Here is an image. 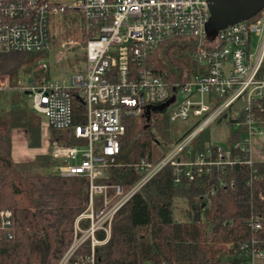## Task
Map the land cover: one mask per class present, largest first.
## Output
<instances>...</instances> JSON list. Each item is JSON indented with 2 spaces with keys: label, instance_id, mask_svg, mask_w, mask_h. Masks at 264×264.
<instances>
[{
  "label": "built area",
  "instance_id": "built-area-1",
  "mask_svg": "<svg viewBox=\"0 0 264 264\" xmlns=\"http://www.w3.org/2000/svg\"><path fill=\"white\" fill-rule=\"evenodd\" d=\"M65 7L97 21L98 32L81 47L83 59L70 68L68 78L50 75L24 87L32 111L52 128L73 126L72 93L83 106L84 122L74 126L75 144L55 142L49 152L60 162L53 166L54 173L84 175L89 180L88 206L76 218L74 238L58 264H65L87 238L91 251L85 259L95 264L93 248L106 241L115 213L163 167L174 170V184L183 177L193 181L235 163H245L254 171L252 165L257 161L253 140L264 134V120L253 109L254 102L264 98V75L259 74L264 59V7L256 18L254 15L212 32L207 25L210 11L206 0H0V53L50 49L51 37L63 32L53 18ZM171 36L191 38V58L203 73L173 82L171 90L163 77L151 70L132 74L130 60L140 58ZM74 45L80 42L70 36L62 39L55 60L61 62L72 54ZM39 65L49 69L45 60L40 59ZM3 80L9 82V77L1 76L0 82ZM171 95L173 102L164 108L169 121L193 119L190 126L199 123L156 162L146 157L138 160L134 168L141 177L130 188L95 183L120 152L123 120L144 114L148 105L161 104ZM229 107L232 118L241 115L232 123L235 130L245 126L241 138L228 145L216 143L193 151L192 140L223 113L228 118ZM219 185L225 186L221 180ZM213 192L205 193L207 201ZM110 193L116 198L113 202ZM98 194L102 201L96 209L94 195ZM83 219L89 220L86 228L79 226ZM247 225L252 231L261 229L260 215L250 213ZM99 230L105 232L104 240L95 238ZM0 232L12 236L9 209H0ZM243 248H249V264L264 257L263 251L253 245Z\"/></svg>",
  "mask_w": 264,
  "mask_h": 264
},
{
  "label": "trees",
  "instance_id": "trees-1",
  "mask_svg": "<svg viewBox=\"0 0 264 264\" xmlns=\"http://www.w3.org/2000/svg\"><path fill=\"white\" fill-rule=\"evenodd\" d=\"M53 19L64 28L65 35L80 37L82 45L99 29L97 21L86 19L72 7H65ZM50 43V48L56 47L59 37H51ZM192 50L191 38L171 36L140 58L130 60L129 67L132 74L147 69L162 76L171 90L173 82H184L195 73H203V68L191 58ZM46 53H0V75L9 77V86L0 89V97L6 92L9 96L8 108L0 110V209L12 212V236L0 232V264H58L74 238L76 218L88 206L86 176L43 172L60 163L50 152L39 153L32 161L12 158V128L27 131L28 146L40 144L41 117L27 104L24 86L51 75L49 69L39 65ZM259 74L264 75V59ZM72 97L73 126L56 129L47 125L50 143L76 142L74 126L82 124L84 117L76 93ZM253 109L264 120V98L256 100ZM231 111L229 107V124L241 119V115L232 118ZM123 123L120 152L95 183L120 185L126 190L141 177L134 168L138 160L146 157L156 162L199 121L179 136L164 110L151 111L149 121L144 113L126 117ZM208 127L192 140L193 151L216 144L205 132ZM245 129L242 125L229 131L221 144L239 140ZM252 168L254 171L245 163H235L223 171L213 169L193 181L183 177L174 184V170L168 165L163 167L115 213L106 241L93 248L95 264H242L248 262L249 251L241 249L243 245H253L264 253V161L253 163ZM211 189L214 192L207 201L205 193ZM177 197L187 201V220L173 218V201ZM94 201L97 209L102 195H94ZM250 213L260 215L261 229L252 231L248 227ZM88 223L85 219L79 222L82 228ZM94 235L99 241L106 238L103 230ZM90 251L87 238L65 264H89L85 258ZM254 264H264V257Z\"/></svg>",
  "mask_w": 264,
  "mask_h": 264
},
{
  "label": "rangeland",
  "instance_id": "rangeland-1",
  "mask_svg": "<svg viewBox=\"0 0 264 264\" xmlns=\"http://www.w3.org/2000/svg\"><path fill=\"white\" fill-rule=\"evenodd\" d=\"M62 29L63 32L56 36L57 38L59 37V44L62 39H65V37H69V35L64 34V28ZM209 29L210 30L213 29L212 24L209 25ZM71 37L73 40L80 42V37L74 38L73 36H70V38ZM82 46L84 45H82L81 42L80 45H74L73 51L70 50L72 54L70 55L67 54V56L64 57L63 61L57 62L55 60V56L57 57L58 55L57 53L60 49L59 45L57 44L56 47L48 49L46 55H44L40 59L45 60L48 63L51 75H54L58 78H62V77L68 78L71 73L70 68H72L78 62H80V60L83 59V54H82L83 52L81 49ZM1 76L2 75H0V77ZM8 86H9V82H6L4 80L0 82V89L4 90ZM8 98L9 96L7 92L1 95L0 110H6L8 108L9 105ZM26 100H27V104L29 105V100L28 99ZM192 121L193 119H189L188 121L177 120L170 122H171V127L175 131V135L179 136L190 126ZM229 131H235V129L232 124L228 123L227 119H223L221 123H215V122L211 123L209 127L205 130L209 138L216 143H221V141H223L224 137L227 135ZM11 143H12V158L14 161H31L39 153H48L50 151L51 146L55 142L50 143L49 130L47 128V124L45 122V119L41 118L40 144L38 146L36 147L28 146L27 131L23 128L11 129ZM43 172L54 173L53 168H50L48 170H43ZM109 199L113 202L115 201L116 198H114L113 195L110 193ZM186 212H187V201L181 197L175 198L172 207L173 218L177 221L187 220L188 217L186 216Z\"/></svg>",
  "mask_w": 264,
  "mask_h": 264
},
{
  "label": "water",
  "instance_id": "water-1",
  "mask_svg": "<svg viewBox=\"0 0 264 264\" xmlns=\"http://www.w3.org/2000/svg\"><path fill=\"white\" fill-rule=\"evenodd\" d=\"M208 3L210 17L208 27L213 25L212 32L223 28L224 26L246 20L256 15L263 7L264 0H206ZM27 94V91H25ZM174 100L171 95L168 100L158 105H148L145 111V119L149 121L151 111H162ZM227 118V113H223L217 120L219 123L222 119Z\"/></svg>",
  "mask_w": 264,
  "mask_h": 264
},
{
  "label": "crops",
  "instance_id": "crops-1",
  "mask_svg": "<svg viewBox=\"0 0 264 264\" xmlns=\"http://www.w3.org/2000/svg\"><path fill=\"white\" fill-rule=\"evenodd\" d=\"M264 134L256 135L253 140V157L256 161H264ZM32 161V160H31ZM244 257V254H242ZM242 264H249L247 261Z\"/></svg>",
  "mask_w": 264,
  "mask_h": 264
}]
</instances>
